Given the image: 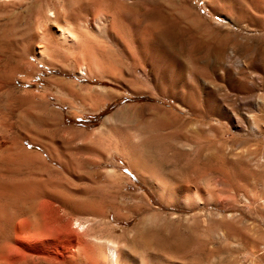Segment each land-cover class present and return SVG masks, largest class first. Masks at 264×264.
Instances as JSON below:
<instances>
[{
  "label": "rangeland",
  "instance_id": "1",
  "mask_svg": "<svg viewBox=\"0 0 264 264\" xmlns=\"http://www.w3.org/2000/svg\"><path fill=\"white\" fill-rule=\"evenodd\" d=\"M30 1V14L14 19L13 41L40 11L65 15L72 3L69 20L90 35L82 40L99 63L90 76L68 70L61 46L50 49L60 55L57 66L33 60L30 68L20 65L12 42L15 94L29 115L24 133L44 145L46 191L67 194L51 203L60 217L57 227H45L44 263L110 264L104 248L113 241L128 258L123 264H264V172L257 166L264 102L246 103L263 101L264 34L209 0ZM233 54L249 65L244 92L235 87ZM31 91L46 101L28 97ZM26 168L14 178L32 185L34 170ZM17 194L9 202L20 218L31 200ZM77 221L88 228L79 230Z\"/></svg>",
  "mask_w": 264,
  "mask_h": 264
},
{
  "label": "bare ground",
  "instance_id": "2",
  "mask_svg": "<svg viewBox=\"0 0 264 264\" xmlns=\"http://www.w3.org/2000/svg\"><path fill=\"white\" fill-rule=\"evenodd\" d=\"M30 3H31L30 0H0V264H45L44 259H43L44 244L42 245V243L44 242L43 239L46 236L45 230L48 224L51 228H53L52 226L57 227L56 225L59 221L58 218L60 217L58 216L59 214L57 212L58 209L56 208V206H54L51 203H53L54 201L56 203V200H58L59 196H62L63 200L67 196L66 193H65L66 194L65 196L62 193L59 194L58 191H56V193L53 192V190L52 192L46 191L44 180L40 176V171H41L40 166L43 165L42 163H46V161L43 162V160L45 159H43L44 157L42 156L44 145L43 143L37 141L31 136H27L28 134L26 135L24 133L25 131L24 129L26 128V126H28L27 124L29 123L26 117H28L29 115L25 116L26 114H23V113H26L25 111L22 113L23 111L22 107L25 106L23 104L27 102H24L25 100H22V98L19 97L20 95L17 96L15 94L16 93L15 91L16 82L14 80L15 76L13 75L14 69H13V64H12V57L14 56L13 55L14 50L12 51L13 49L12 46H14L13 45L14 43H16L18 46L17 47L18 50L17 49L16 50L19 51L20 59L22 58L20 60V65L21 63H25L26 66H29L30 68L32 67L34 68L35 66L33 60L36 61L37 63H40V64L42 63L43 65H47L48 67L56 65L57 61L59 60L57 58H60V55L56 54L57 55L56 56L53 53L51 54L50 49H53V48L58 49L61 46H63L65 51L68 53V54L65 53L66 54V57H65L66 65L65 66H68V70L75 68L78 70V73L80 75L90 76L92 70L97 69L98 64H99V63L93 62L92 60L93 51H91V47L87 46L89 45L88 44L89 40H87L88 41L87 42L85 40L86 38L84 39L86 44H84L82 40L83 38L82 35H86L87 31L86 32L84 31L86 34L83 32L82 34L80 32L81 31L80 27L82 25L78 27V29L80 28V31H79L75 28V26L72 25L73 22L71 21L72 22L71 23L69 20V16L71 17L72 12H73V15H76L75 8L72 9L73 8L72 3H69V2H67L69 4H66L67 12L65 15H61L57 9H47V10H42L39 13H37L38 15L36 16V19L34 21L32 28L29 30L21 31L19 36H17L18 40L15 39L17 41L16 42L13 41L12 40L13 30H15L13 29L14 19H16L17 17H24L26 14H30V10H31ZM93 3H95V1ZM80 4L82 5V2H80ZM83 5L86 8L88 3H86V5L83 3ZM208 5L213 6L215 10L216 8L220 10L221 9L226 10V11L227 10L230 11L231 9H234L235 12L238 14V18H239L238 20L240 22L245 21V19L247 18L250 20V25H252L254 28H257L262 34H264V24H263L264 23V0H209ZM83 18L84 17H82V19ZM100 19H103V15L95 17V21H97V23L99 21H102ZM28 24H27V28H29ZM85 26L86 25H84L83 27ZM87 37H90V35ZM12 42L14 43L12 44ZM74 50L75 51L78 50L79 57L72 53ZM232 57H233V61L235 64L234 67L232 68V72H233L232 75L234 76V79H235L234 81H235L236 90L238 92H244L245 90L243 88L246 85V81H244V79L241 76L245 75V70L249 67V65L246 64V62H244L239 56L235 54H233ZM62 60L63 58L61 59V61ZM58 63H60V61ZM61 65L62 64H60V67ZM63 69L67 70L66 67H63ZM101 69L103 68L101 67L100 70ZM262 77L264 79V68L262 69ZM25 79L23 78V81H21L22 84L29 82V80L27 79L25 80ZM52 82L57 84L60 87L61 86L63 88L67 87L65 85V81L63 80L58 81V79H52ZM70 88L69 90L71 91L72 89ZM26 94L28 95V97L30 96L32 97V99L37 98L43 103L44 101H46L45 98L47 97L45 93H36L33 91L28 92ZM31 101L32 100H30V102ZM262 102H264V97H263V101L254 100L252 102L247 101L246 103L257 107V105L259 104L261 105ZM29 107H30L29 109L32 108L31 106ZM47 108L44 109L42 112L38 113V117L41 120L48 119L49 109ZM29 109H26V110L29 111ZM229 110H225L227 113L225 114L227 115L229 124L231 123L237 126L238 125V123H236L237 116L235 115L233 111H229ZM36 115L37 114H35V116ZM52 115L53 114H51V116ZM259 115L260 114H258V116ZM249 128L255 131L258 130V126L254 122L249 123ZM45 147L50 150L48 146H45ZM35 148H38V149H35ZM50 158H52V155L50 156ZM53 158L55 159V157ZM57 159L58 158H56V160ZM59 160L57 161L54 160V161L57 162L58 164ZM28 166H31V169L33 168L34 170V172H31V174L33 173L32 175H34L35 177L33 178L32 185H30V183H28V181H26L24 178H19V177L14 178L16 173H19V171L22 168L28 167ZM257 166L258 168H260L262 172H264V157L260 158L259 164H257ZM47 168L51 169L50 166H48ZM31 169L28 168L27 170L26 168V171L30 172ZM21 171H24V170H21ZM53 171H55V169ZM69 175H71V173ZM26 179L29 180L28 178ZM55 183L53 182V184ZM17 193H19L20 196L22 195L21 196L22 198L25 197L26 199L28 197L31 200L29 212L27 214L23 213L24 216L22 215V217L20 218L15 215L16 211L14 210L15 211L14 212L12 210L11 204L9 202L11 196L16 195ZM57 193L59 196L57 195ZM46 198L48 199L46 200L47 202L45 201ZM67 198L71 199L70 197H67ZM59 199L63 201L61 198ZM60 200L59 202H61ZM65 202L67 204L69 203L67 202V200ZM44 203H45V207L47 208L44 207V210H42ZM62 204L63 202H61L60 205ZM62 207H63L62 213H67L68 211L66 212L65 210L66 208H64L65 206H62ZM75 207H78V206H75ZM75 209H72V211ZM70 212H68V214ZM61 216L63 217L64 215L62 214ZM46 221L48 222L46 223ZM75 223H76L75 227L78 228L79 230H84L88 226V225L82 224L79 221ZM104 249H105L106 259L110 264H123L125 261L128 260V258H126L124 254L120 251L118 244H116L113 241H110V242L107 241V246ZM18 252H21V254H17Z\"/></svg>",
  "mask_w": 264,
  "mask_h": 264
}]
</instances>
